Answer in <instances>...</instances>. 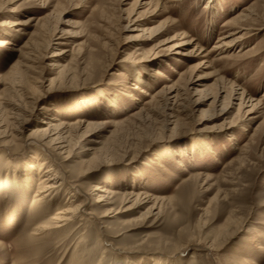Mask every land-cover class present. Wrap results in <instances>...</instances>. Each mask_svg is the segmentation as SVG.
<instances>
[{
  "label": "rangeland",
  "instance_id": "obj_1",
  "mask_svg": "<svg viewBox=\"0 0 264 264\" xmlns=\"http://www.w3.org/2000/svg\"><path fill=\"white\" fill-rule=\"evenodd\" d=\"M6 2L0 9V42L11 45L0 46V76L19 60L29 66L13 90L16 100L25 104L27 133L45 115L59 116L67 125L86 121L76 135L90 136L93 142H79L77 156L67 164L71 176L83 160L101 153L106 162L84 184L143 195L135 210L109 218L106 226L87 218L80 234L88 241L78 250L80 234L67 242L66 236L32 239L24 231L32 194L21 195L11 206L12 220L0 212V241L5 246L0 264H129L141 258L178 264H264V0L173 1L169 10L141 7V0ZM243 14L249 15L248 21L225 26ZM17 23L21 25L14 26ZM157 28L162 29L155 38L143 33ZM230 33L244 39L235 49L215 51ZM32 34L38 43L26 49L31 53L26 60L14 49H22ZM182 39L194 40L185 48L192 56L170 52ZM207 54L209 68L191 76L194 82L211 76L201 80V93L182 90L176 105L158 99L146 106L151 98L138 92L130 97L136 83L157 95L182 76L190 78L188 72ZM154 58L159 65L149 67L146 61ZM121 71L130 80L119 77ZM228 82L262 102L256 114L247 116L249 105L239 111L237 101L224 100ZM3 90L0 85V93ZM220 96L215 117L209 115L202 123V112ZM198 101L205 105L196 106ZM102 120L116 124L99 126ZM211 125L218 128L209 130ZM149 195L164 200L159 215L147 214L153 203L142 205ZM91 201V211L100 215L102 210ZM141 242L163 247L145 253L152 249L144 244L142 254L127 252ZM27 246L29 251L22 253Z\"/></svg>",
  "mask_w": 264,
  "mask_h": 264
},
{
  "label": "bare ground",
  "instance_id": "obj_2",
  "mask_svg": "<svg viewBox=\"0 0 264 264\" xmlns=\"http://www.w3.org/2000/svg\"><path fill=\"white\" fill-rule=\"evenodd\" d=\"M173 1L180 2L183 0H167L166 2L162 1L161 3L159 0H141L140 6L147 7L152 5V7H155V10H169L170 5L168 6V4ZM45 2L48 3L49 1ZM2 3L6 4L7 2L6 0H0V9L2 8ZM247 16L249 15L243 14L239 17H236L225 26L238 25V23L242 20L244 21ZM246 20L248 21V19ZM39 24L40 22H38V25ZM17 25L20 26L21 23L14 24V26ZM241 25L242 24L240 23V26ZM161 29L162 28H157L156 30L151 29L150 31L144 30L143 33H148L149 36L152 35V37L155 38L161 34ZM236 33H230L228 34V37L220 39L219 44L215 46L214 50L220 52V50L226 51L231 48L235 49V47L243 38V36L240 38H234ZM36 36L35 34L30 35V39L26 45L20 50L14 49V52H20L24 57H26L25 59L27 60L28 57L31 56V53H26L25 51L26 49L31 48L33 50L34 46L38 43L37 40L35 43ZM174 40L175 38L170 42H173ZM193 44L194 40L192 39H182L179 43L171 47L170 52L177 51L178 53L176 52V54L182 57H190L193 53L186 52L185 48ZM6 45H11V43L8 41L0 42V46L3 47ZM200 50L202 51V49ZM209 54L204 56V61L194 66V68L192 67V70L188 72L190 78H185V76H182L179 82L164 86V88L157 95H153L152 89L136 83L132 88L130 97L133 93L138 92L140 95H142V97L144 96V98H151L150 101H146V104H144L146 106L152 105L153 102H157L158 99L165 101V103L168 105H171L172 102L173 105H176L179 101H181L180 98L182 96V90L189 93L194 91L193 93L195 94L201 93V91L198 89V86H200L202 83L201 80L210 78L211 76L204 75L203 77H200L197 82L192 81L191 76L193 73H195V71L200 72V70L203 68H209L206 67L207 65L210 66ZM222 58L221 60H223ZM24 62L19 60L11 67L7 75L0 76V85L4 86V90L0 93V212L1 210H3V212L5 211L6 218L12 220L14 218L12 216L13 213L11 214V206L13 203L18 202V199L21 198V195L26 193V195L32 194L30 199L31 201L28 203L30 214L26 220L27 225L24 227V231L30 232V237L35 240H44V238L49 239V237L54 236H66L67 239L65 242L71 241L80 234V231L84 228V223L87 218H96L101 225L106 226L108 224L109 218H117L119 214L128 212L133 209L134 205L138 203L140 204L139 201H141L140 198L142 197L143 193L121 192L118 189L101 186L100 184H84L83 181L89 178V176L95 172L94 170H96L97 167L102 164V162H106L107 160V157H104L105 155L101 153L98 154L97 152H94L92 159L87 161L83 160L80 164V168L77 169L75 177L71 176L73 171L68 170L67 164L77 156L76 151L79 146V142L82 140H85L88 143L93 142L92 137L90 136L86 135V139H84L85 137L81 139L76 135V132L81 130L87 124L86 121H79V123L67 125L59 120V116L51 115L52 117H49L45 115V119L42 122H36L37 128L27 133L29 122L26 115L27 111L24 107L25 104L16 100L15 96L13 95V93H15L13 90L19 86L21 80H23V78L26 76L27 71L30 70L28 69L29 66L26 67ZM121 62H125V60ZM146 63L150 65L149 67H155L159 65V59L154 58L146 61ZM156 74L158 76H163V73L160 70H157ZM118 76L130 80L126 74L122 73V71L118 74ZM53 80L51 81V85L55 83V80ZM184 82H186V86L184 85ZM228 84L229 94L226 93V90H223L225 88H222V90L220 89L221 93H226L224 100L230 99L237 101L239 103V111L249 105V107H247L249 108L247 111V116H252L259 111L258 109L262 102L252 100L250 99L251 97L248 98L247 94L240 91L237 86L231 84V82H228ZM221 98L222 96L217 97L214 100L213 105L210 107L211 109L204 110L202 112V123L211 119L207 117L209 115L215 117V107H217V105L221 102ZM26 105L28 106V104ZM201 105H205V103L200 101L196 103V106L198 107H201ZM224 105L227 106V103L224 102ZM248 121L250 122V120ZM91 124L92 123L88 124V127ZM109 124L113 126V124L116 123H111L104 120L98 122L99 126H107ZM208 128L209 130L213 131L215 128H218V126L211 125L208 126ZM230 128L233 127H229V130ZM212 131L209 133H212ZM229 139L234 140L235 138L231 135ZM22 147H24V149H22V153L20 154V148ZM87 151L93 152L94 150L92 148H87ZM27 152H30V154L28 157H25ZM23 155H25V159L19 160V156ZM125 156L126 154L118 156L113 155L111 159L114 161ZM111 159L110 161H112ZM15 160H18V162H13ZM183 166L184 165L182 164L180 165L182 168ZM160 167L164 168L163 163H160ZM70 186L71 188H69ZM65 194H67V198H64ZM91 200L95 202L94 205L98 206L102 210L100 215L97 216V214L91 211V207L93 206L90 205ZM145 200V203L142 204L141 202L143 206L144 204L153 203L147 214H149V216L150 214L159 215L162 209L160 203L164 200L159 201L158 199L152 198V195L145 197ZM132 201L134 204H130ZM115 203L120 205L119 209L113 208ZM128 204L132 206H128ZM84 235L85 234H80L78 237L75 247L76 250L83 246L81 245L82 243L88 241V238H86ZM144 244L147 245L146 243L142 244L141 242V244L137 245L136 248L130 250L128 249L127 252L131 253L135 251L137 254H142L144 251H140V247H145ZM161 246H159V244H148L146 247L151 248L153 251L150 250L146 251L145 253L159 252V250L162 249L160 248ZM4 249L5 246L0 241V251ZM29 249L30 247L27 246L22 250V253L28 252ZM176 251L174 253H176ZM105 254L106 253L103 254V257ZM98 264H101V262ZM129 264L178 263H173L172 261L167 262L160 259L156 260L153 258L149 260L146 258H141L138 261H133L132 263L129 262Z\"/></svg>",
  "mask_w": 264,
  "mask_h": 264
}]
</instances>
